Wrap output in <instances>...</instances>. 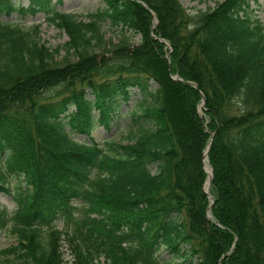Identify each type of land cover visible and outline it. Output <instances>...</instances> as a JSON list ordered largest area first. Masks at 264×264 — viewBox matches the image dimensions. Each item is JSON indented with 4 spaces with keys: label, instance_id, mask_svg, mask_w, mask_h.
Instances as JSON below:
<instances>
[{
    "label": "trees",
    "instance_id": "1",
    "mask_svg": "<svg viewBox=\"0 0 264 264\" xmlns=\"http://www.w3.org/2000/svg\"><path fill=\"white\" fill-rule=\"evenodd\" d=\"M28 1V12H51L77 61L57 65L60 50L43 43L39 26L25 30L0 20V157L7 173L0 172V193L16 204L13 212L0 210V231L10 229L17 241L0 258L154 264L166 248L181 264H264L258 0H225L195 15L180 0H105L88 22L55 11L54 0ZM15 11L27 12L0 0V15ZM105 23L140 36V44L101 53ZM133 90L143 98L134 114L138 134L127 145H101L91 137L94 111L110 127L118 101L128 102ZM68 126L90 142H76ZM8 176L25 187L14 192ZM77 202L85 208L78 237L56 228L75 223ZM43 231H50L47 242ZM64 236L71 263L61 250Z\"/></svg>",
    "mask_w": 264,
    "mask_h": 264
},
{
    "label": "rangeland",
    "instance_id": "2",
    "mask_svg": "<svg viewBox=\"0 0 264 264\" xmlns=\"http://www.w3.org/2000/svg\"><path fill=\"white\" fill-rule=\"evenodd\" d=\"M54 0V10L60 11L67 14L75 15L78 20L88 22L89 16L95 14L100 10L105 9V0H62L61 3ZM225 0H180L185 9L192 15L199 13L200 11H207L214 9L218 3L224 2ZM14 2L21 5L27 12L25 14L15 11L11 15L1 14L0 20L4 23H11L25 30L31 29L35 26L40 27L41 38L43 43L47 45L52 51L60 50L56 56L55 62L57 65H64L67 61L76 62L77 58L71 55H67L65 46L69 42V37L63 31H60L56 25L51 21L53 17L51 12L45 10H37L35 13L28 12L29 1L28 0H14ZM255 16L264 24V0H258V3L254 7ZM30 10V9H29ZM102 34H104V44L102 52H108L115 47L121 45H138L140 44L141 37L134 36L131 31H122L121 29L112 28L109 23H105L102 26ZM169 47V46H168ZM170 48V47H169ZM170 57V56H169ZM157 86H153L156 89ZM93 100V97L90 96ZM142 95L138 90H133L131 93V99L128 102L119 100L116 105V114L110 127L104 126L98 121L99 113L97 110L94 111L96 118L95 126L92 130L91 137L94 138L98 143L103 145L105 142L116 143L118 145H127L132 142L137 133L138 124L135 123L134 114H139L140 104L142 103ZM71 132L72 138L78 143H88L90 138L86 135H81L68 126L66 128ZM178 129L184 131L183 125L178 124ZM209 171V170H208ZM0 172L6 173L5 166L3 165L0 157ZM210 172V171H209ZM8 184L14 190H17L19 185L25 187L24 183H20L17 178L8 176ZM75 206L79 209L75 213V223H67L65 221H59L56 223V228L67 232L69 236H77V222L85 219L84 204L77 202ZM6 209L9 212L16 210V204L12 195H6L0 193V210ZM98 220L105 219L106 223L111 224L109 218L102 216H93ZM50 231H43L42 238L45 242L48 241ZM67 235V234H66ZM81 242V241H80ZM83 245V243L81 242ZM17 245L16 238L12 235L10 229L0 231V252L1 250L13 247ZM76 247V245H73ZM181 248L186 251L189 246L182 245ZM71 243L66 239V236L62 237L61 250L64 253L66 261L71 263L73 261V255L71 252ZM158 258V259H157ZM184 259H176V257L166 248H162L157 256H154L152 261L157 264H181L180 261ZM104 259L101 258L99 262L104 263ZM154 263V264H156ZM0 264H6L5 257L0 258ZM188 264V263H186Z\"/></svg>",
    "mask_w": 264,
    "mask_h": 264
},
{
    "label": "water",
    "instance_id": "3",
    "mask_svg": "<svg viewBox=\"0 0 264 264\" xmlns=\"http://www.w3.org/2000/svg\"><path fill=\"white\" fill-rule=\"evenodd\" d=\"M156 24H157V22H156ZM159 40H160V42H162L164 44H167L164 40H162V39H159ZM167 46H169V45L167 44ZM167 59H169V56L167 57ZM173 79L175 81L178 80L177 77H174ZM202 106H204V104ZM211 146H212V143L210 144V146L208 147V149H207V151L205 153V163H204L205 170H206V172L209 175V179H208L207 186H206V193L207 194H210V190H211V187H212V181H213V173H214L213 168L209 166V168H210V172H209L208 168H207V165H206V160L208 159V153H209V151L211 149Z\"/></svg>",
    "mask_w": 264,
    "mask_h": 264
},
{
    "label": "bare ground",
    "instance_id": "4",
    "mask_svg": "<svg viewBox=\"0 0 264 264\" xmlns=\"http://www.w3.org/2000/svg\"><path fill=\"white\" fill-rule=\"evenodd\" d=\"M206 165H207L208 170L210 171L209 164H208L207 160H206Z\"/></svg>",
    "mask_w": 264,
    "mask_h": 264
}]
</instances>
